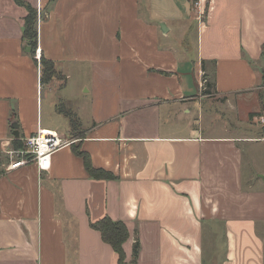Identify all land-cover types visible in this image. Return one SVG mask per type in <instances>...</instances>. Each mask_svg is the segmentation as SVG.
Segmentation results:
<instances>
[{
  "label": "crops",
  "instance_id": "obj_1",
  "mask_svg": "<svg viewBox=\"0 0 264 264\" xmlns=\"http://www.w3.org/2000/svg\"><path fill=\"white\" fill-rule=\"evenodd\" d=\"M22 1L36 57L27 10L0 0V264H119L92 228L107 217L129 231L125 264L137 239V264H264V173L244 161L264 144L249 120L264 113V0ZM41 58L59 77L42 82ZM38 130L68 144L47 171H10Z\"/></svg>",
  "mask_w": 264,
  "mask_h": 264
},
{
  "label": "trees",
  "instance_id": "obj_2",
  "mask_svg": "<svg viewBox=\"0 0 264 264\" xmlns=\"http://www.w3.org/2000/svg\"><path fill=\"white\" fill-rule=\"evenodd\" d=\"M19 6L24 7L27 10L28 15L25 18V25H24V33L23 38L29 46L32 48V55L36 57V50H37V39H38V31H37V24H38V13L37 10H35L30 5L25 4L22 0H14ZM41 66H42V82L44 83L47 80L52 79L53 77L57 76V73L55 71V68L53 66V63L45 60L44 58H41ZM262 75H263V81H264V68H262ZM205 78V76H204ZM210 84L204 79V87L203 90L206 92L205 94H209V86ZM61 113H63L70 121L72 130H78L79 123L77 124V119L75 115H73L71 112H68L66 110H60ZM252 114L251 116H253ZM17 144V148H22L23 144L20 143V140L15 141ZM78 156L83 158L86 168L90 175L94 179H102V180H110L113 178V174L110 172L104 171V170H96L94 169L89 162V159L85 153L77 152ZM92 228L96 231H98L101 234L102 240L109 244L119 258V264H125V253L123 250V245L127 242L129 239V231L126 227V225L122 222H115L111 220L110 218H104L103 220L93 223ZM140 252V244L137 239L135 242V245L133 247V256L132 261L130 264H137V260L139 257Z\"/></svg>",
  "mask_w": 264,
  "mask_h": 264
},
{
  "label": "built area",
  "instance_id": "obj_3",
  "mask_svg": "<svg viewBox=\"0 0 264 264\" xmlns=\"http://www.w3.org/2000/svg\"><path fill=\"white\" fill-rule=\"evenodd\" d=\"M261 123H264L263 117ZM22 144L20 150H12L8 153L12 161L9 165L10 171L25 166L28 161L34 162L40 171H47L51 167L52 156L68 142L55 132L38 130L35 135L24 139Z\"/></svg>",
  "mask_w": 264,
  "mask_h": 264
},
{
  "label": "rangeland",
  "instance_id": "obj_4",
  "mask_svg": "<svg viewBox=\"0 0 264 264\" xmlns=\"http://www.w3.org/2000/svg\"><path fill=\"white\" fill-rule=\"evenodd\" d=\"M180 37L181 35L180 34H172L169 36L168 40H166V42H171V43H174V45H179V41H180ZM165 42V40H164ZM191 44H186L184 47V49L188 50L189 52L187 54H189L190 56L193 55V48H194V43L192 40L189 41ZM59 77V76H57ZM73 80L71 81V83L73 84ZM72 84L69 85V87L71 88L72 87ZM218 103H223L224 100L221 101V99H216L214 98ZM254 109V108H253ZM248 113V112H247ZM254 116H256V118L260 119L261 117H264V113L262 111V113H259L258 115L254 114L253 116L250 115V121H253V118ZM243 119H246V115L244 116ZM258 122V121H257ZM79 123V121H77V124ZM254 124L257 126V128L254 130V132H257V133H253L251 136H255V135H260L262 134V130H261V126H260V123H256L254 122ZM80 125V124H79ZM255 128V127H254ZM79 130V128H78ZM76 130H73V132H75ZM78 133L80 132L77 131ZM80 134V133H79ZM244 148H245V170H246V175L247 177L249 175H251V172L249 170L248 172V167L247 165L248 164H252V166L254 167V170L257 171L258 173H264V144L263 143H260V142H256V143H251V144H244ZM250 162H253V163H250ZM248 180V178H247Z\"/></svg>",
  "mask_w": 264,
  "mask_h": 264
},
{
  "label": "water",
  "instance_id": "obj_5",
  "mask_svg": "<svg viewBox=\"0 0 264 264\" xmlns=\"http://www.w3.org/2000/svg\"><path fill=\"white\" fill-rule=\"evenodd\" d=\"M27 48H28V53H30L31 52V47H29V45H28ZM11 127H12L13 134H14L15 138L19 139L20 138V134H19L18 124L16 122H13Z\"/></svg>",
  "mask_w": 264,
  "mask_h": 264
}]
</instances>
